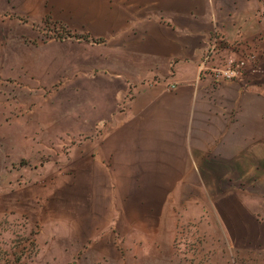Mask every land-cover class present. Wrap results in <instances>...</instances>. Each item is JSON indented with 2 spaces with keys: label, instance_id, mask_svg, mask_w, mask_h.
<instances>
[{
  "label": "rangeland",
  "instance_id": "1",
  "mask_svg": "<svg viewBox=\"0 0 264 264\" xmlns=\"http://www.w3.org/2000/svg\"><path fill=\"white\" fill-rule=\"evenodd\" d=\"M14 3L0 0V264H264V145L251 139L239 170L220 163L167 194L161 221L83 232L77 209L95 184L80 153L122 111L109 61H124Z\"/></svg>",
  "mask_w": 264,
  "mask_h": 264
},
{
  "label": "crops",
  "instance_id": "2",
  "mask_svg": "<svg viewBox=\"0 0 264 264\" xmlns=\"http://www.w3.org/2000/svg\"><path fill=\"white\" fill-rule=\"evenodd\" d=\"M14 4L20 16L56 19L124 61H109L118 68L112 75L121 85L116 97L128 94L122 111L113 115L109 110V123L98 122L99 128L107 125V132L80 153V161H91L95 184L89 201L77 209L84 233H93L95 225H141L153 219L151 211L159 221L167 194L214 176L220 163L236 162L239 170L248 140L264 145V13L259 0ZM214 29L239 44L243 52L237 56L251 57L237 80L216 82L198 74L205 39ZM169 82L176 89L167 90ZM259 253L264 257V250Z\"/></svg>",
  "mask_w": 264,
  "mask_h": 264
},
{
  "label": "built area",
  "instance_id": "3",
  "mask_svg": "<svg viewBox=\"0 0 264 264\" xmlns=\"http://www.w3.org/2000/svg\"><path fill=\"white\" fill-rule=\"evenodd\" d=\"M237 51L243 52L239 44L227 42L216 29L212 30L205 39L197 65L199 76L211 77L216 82L239 79L251 57L245 53L237 56ZM176 86V83L169 82L165 88L174 90Z\"/></svg>",
  "mask_w": 264,
  "mask_h": 264
}]
</instances>
